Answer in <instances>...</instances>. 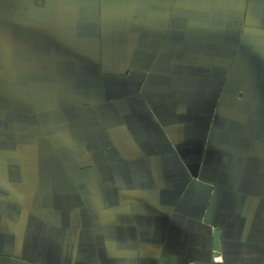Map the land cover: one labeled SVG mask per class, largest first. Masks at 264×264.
Wrapping results in <instances>:
<instances>
[{
    "label": "crops",
    "instance_id": "1",
    "mask_svg": "<svg viewBox=\"0 0 264 264\" xmlns=\"http://www.w3.org/2000/svg\"><path fill=\"white\" fill-rule=\"evenodd\" d=\"M0 264H264V0H0Z\"/></svg>",
    "mask_w": 264,
    "mask_h": 264
},
{
    "label": "water",
    "instance_id": "2",
    "mask_svg": "<svg viewBox=\"0 0 264 264\" xmlns=\"http://www.w3.org/2000/svg\"><path fill=\"white\" fill-rule=\"evenodd\" d=\"M214 248L217 250L219 247H218V232L216 231L214 234Z\"/></svg>",
    "mask_w": 264,
    "mask_h": 264
}]
</instances>
